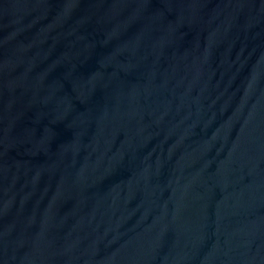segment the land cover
<instances>
[{"label":"water","instance_id":"obj_1","mask_svg":"<svg viewBox=\"0 0 264 264\" xmlns=\"http://www.w3.org/2000/svg\"><path fill=\"white\" fill-rule=\"evenodd\" d=\"M0 264H264V0H0Z\"/></svg>","mask_w":264,"mask_h":264}]
</instances>
